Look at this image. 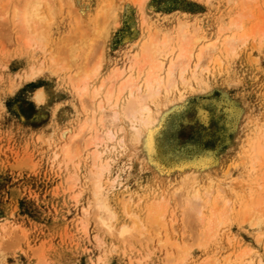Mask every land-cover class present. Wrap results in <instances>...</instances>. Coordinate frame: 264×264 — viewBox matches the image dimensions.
Here are the masks:
<instances>
[{"label":"bare ground","instance_id":"bare-ground-1","mask_svg":"<svg viewBox=\"0 0 264 264\" xmlns=\"http://www.w3.org/2000/svg\"><path fill=\"white\" fill-rule=\"evenodd\" d=\"M124 1L104 0L89 14L77 17L78 8L68 6L66 10L76 17L72 19L75 25H69L81 40L79 47L87 46L79 53L68 29V37L54 45L56 53L50 56L46 48L53 21L64 3L76 6L77 1L0 0V19L8 15L15 39L25 49L45 56L18 75L32 79L46 70L67 72L65 88L75 100L76 117L60 130L57 143L54 138L52 158L67 173V189L81 209L80 226L86 232L92 230L104 254L117 250L118 245L125 254L137 249V242L140 247L150 242L153 249L142 247L144 257L157 250L161 264H264V109L262 115L243 124L241 129L249 123V133L221 173L210 174L198 165L181 168L173 177L163 174L149 155L164 112L184 100L190 89L208 87L211 76L221 72L227 57L234 56L250 37L264 41V19L252 28L253 23L249 24L258 17L254 5L263 16L264 0H194L208 10L202 15L181 11L182 16L173 21L164 19L172 12L152 17L149 0H138L142 31L111 56L110 34L120 25ZM10 28L2 29L8 40ZM34 97L45 103L49 94L38 87ZM196 110L201 120H208L206 109ZM54 131L49 129V137ZM231 168L239 170L236 179L230 178ZM130 176L136 185H131ZM177 207L180 212L175 211ZM175 213L181 216L182 228ZM235 221L254 233L258 246L235 245L238 238L229 231ZM189 228L194 229L192 235ZM222 241L235 247L223 246ZM197 249L206 251L198 261ZM104 254L98 255L97 262ZM136 258L141 262L142 258ZM0 264H7L2 256Z\"/></svg>","mask_w":264,"mask_h":264},{"label":"rangeland","instance_id":"rangeland-1","mask_svg":"<svg viewBox=\"0 0 264 264\" xmlns=\"http://www.w3.org/2000/svg\"><path fill=\"white\" fill-rule=\"evenodd\" d=\"M76 1V6L74 3L73 5L64 3L67 5L63 8V3H59L64 16L60 13L53 21V34L46 48L47 53L52 52L49 53L50 56L56 53L57 46L55 48L54 45L57 42L60 44L62 39L68 37L66 36L68 29L71 30L68 34H73L69 39L77 40L78 36L72 31V26L75 25L72 19H75L79 13L85 16L90 13V9L94 10L104 3V0ZM137 1L125 0L122 3L124 6L120 12V25L114 27L110 34L108 52L111 56L116 54L120 46H125L136 39L142 31L140 25L142 14L137 7ZM149 5L154 14L152 17L165 16L166 13L172 12L170 16H166L169 18H164L170 21L182 16L181 11L202 15L208 10L205 4L194 0H149ZM68 6L73 9L78 8L75 9L76 17L74 13L70 14L66 10ZM254 6V12L258 13V17L249 22V24L253 23L250 24L251 28L254 23L260 24L264 19L261 8ZM262 9L264 11V6ZM7 16L1 17V23L4 25L9 23L6 28L14 29L11 19ZM149 19L151 20V17ZM1 28L2 26L0 27V256L7 264H95L98 255L104 253L96 244L92 230L86 232L80 226L81 209L73 202L72 191L67 189L70 184L69 181L67 185L69 180L67 178L66 181L67 173L64 170L62 172L52 158L55 140L60 136V130L75 122L76 117L75 100L69 96L66 89L64 76L67 72L56 69L58 71L56 74L46 70L32 79L19 76L18 74L23 73L31 63L35 65L41 63L40 60L45 56L32 49H25V46L15 39L17 33L13 29L14 32L11 31V38L8 40L7 34L4 37L6 28H2L4 31ZM253 37L241 44L233 57L231 55L227 57L224 63L226 66L223 64L221 72L218 71L215 76H211L208 87L204 90L190 89L185 92L184 100L177 101V105L169 108L162 115L160 125L153 134V145L149 155L163 174H174V177L179 174L181 168L198 165L207 168L210 174L221 173L225 163L232 158L249 133V123L247 128L241 129L243 124L245 126L252 116L263 114L264 41H260L257 36ZM76 40L73 44H78L79 47L81 40L75 42ZM81 48L78 50L79 53L81 50L84 51ZM65 56H68V53L65 52ZM45 60L47 65L49 59ZM38 87H43L49 94L45 103L37 101L34 97ZM199 107L207 110V121L201 120L198 116L199 111L196 108ZM63 111L64 114L61 115ZM51 127L56 130L53 137H49ZM238 175L239 170L231 168L230 178L236 179ZM134 179L130 176L132 180L130 182H133L131 185H136ZM175 211L180 212V208L177 207ZM180 217L179 213L177 215L175 213L176 222L180 223L178 227L182 228ZM189 231L191 232L188 234L192 235L194 229L189 228ZM229 231L231 235H236V239L238 238V243L235 245L242 242V244L258 246L254 233L243 230L236 221ZM140 243L145 244V242ZM221 244L235 247L231 242L228 244L222 241ZM136 246L137 249L124 254L121 250L122 246L118 245L117 250L104 254L103 260L96 264H152V262L161 264L159 257L161 255L157 250L153 254L148 253V258L144 257L146 250H149L147 247L153 249V244L152 247L150 242L142 245L146 250L142 249L138 242ZM205 254L206 251L197 249L195 256L198 258L196 259L195 256L194 258L198 261ZM136 257L142 258L141 262Z\"/></svg>","mask_w":264,"mask_h":264}]
</instances>
